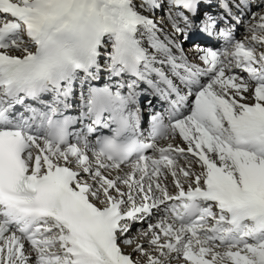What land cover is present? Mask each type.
I'll list each match as a JSON object with an SVG mask.
<instances>
[{
	"label": "snow or ice",
	"instance_id": "obj_1",
	"mask_svg": "<svg viewBox=\"0 0 264 264\" xmlns=\"http://www.w3.org/2000/svg\"><path fill=\"white\" fill-rule=\"evenodd\" d=\"M145 222L143 264H264V0H0V264H142Z\"/></svg>",
	"mask_w": 264,
	"mask_h": 264
},
{
	"label": "rangeland",
	"instance_id": "obj_2",
	"mask_svg": "<svg viewBox=\"0 0 264 264\" xmlns=\"http://www.w3.org/2000/svg\"><path fill=\"white\" fill-rule=\"evenodd\" d=\"M254 10H255V9H254ZM159 15H161V14H160V13H157V16H159ZM246 17H247V16H246ZM164 23H165V25H166V24H167V21H165ZM237 32H238L237 35H236V38H237V39H242V38H243L244 36H246V35L250 37V34L245 33V32H244V29H243L242 27L239 28V29L237 30ZM185 49H186V54L188 55L189 59H190L193 63H197L198 61L196 60V53H195L194 51L191 50V43L186 44V45H185ZM172 143H174V142H172ZM166 144H167V143H166ZM179 163H180L181 165H183V164L185 163V161H184L183 159H181V160L179 161ZM192 168H193V170L196 171V172L201 171V168H200L199 164L195 163V161H193V163H192ZM169 177L172 179V176H171V175H169ZM170 192L173 193L172 190H170ZM146 228H147V223H146V222H145L144 224H134V225L132 226V231H131L130 235H132V236H134V237L136 238V239H135V243H133V244L130 245V246H123V247H124V251H126L127 253H130L134 259L139 258V259L141 260L142 258H145V257H143V256H140L139 253L134 252V251H133V248H135V247H136V244H137L138 242H140V241L144 238V236H142V235H138L137 230H138V229H146ZM142 244H143V246L145 247L146 250H148V251L151 252V249L149 248V244H148V245H144V243H142ZM173 264H184V261H183V259L181 258V259H179V260H174V261H173Z\"/></svg>",
	"mask_w": 264,
	"mask_h": 264
},
{
	"label": "bare ground",
	"instance_id": "obj_3",
	"mask_svg": "<svg viewBox=\"0 0 264 264\" xmlns=\"http://www.w3.org/2000/svg\"><path fill=\"white\" fill-rule=\"evenodd\" d=\"M12 54H13V55H21L20 52L15 51V50L12 51ZM166 107H167V106L164 105V108H166ZM166 123H167V122H166ZM165 141H166V140H165ZM165 141H163V142H165ZM73 142H75V141H74V138H73ZM163 142H162V141H159V143H160L161 146H167V144H168V143H171V142H174L173 144H181V146H183V142H182V140H181L179 137L175 138L174 140H168V141H166L167 144H164V145H163ZM164 183L168 186L169 191L172 190V191H173L172 194H175L176 189H175V187H174V185H173V177H172V179H171V178L169 177V175H168V176H167V179L164 181ZM186 186H187V185H186ZM138 243H144V245H148V239L144 237V238H143L140 242H138ZM145 259H146V258H142V259H141L142 264H143V261H144Z\"/></svg>",
	"mask_w": 264,
	"mask_h": 264
}]
</instances>
